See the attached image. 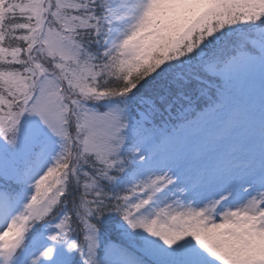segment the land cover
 Returning <instances> with one entry per match:
<instances>
[{
  "label": "snow or ice",
  "instance_id": "obj_1",
  "mask_svg": "<svg viewBox=\"0 0 264 264\" xmlns=\"http://www.w3.org/2000/svg\"><path fill=\"white\" fill-rule=\"evenodd\" d=\"M0 264H264V0H0Z\"/></svg>",
  "mask_w": 264,
  "mask_h": 264
}]
</instances>
